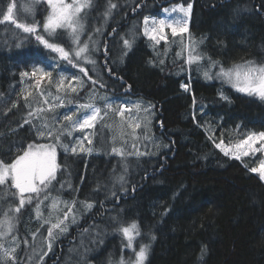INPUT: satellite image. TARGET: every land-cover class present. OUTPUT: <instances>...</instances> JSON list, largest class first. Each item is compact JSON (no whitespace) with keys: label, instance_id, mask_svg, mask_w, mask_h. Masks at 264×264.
Returning a JSON list of instances; mask_svg holds the SVG:
<instances>
[{"label":"trees","instance_id":"obj_1","mask_svg":"<svg viewBox=\"0 0 264 264\" xmlns=\"http://www.w3.org/2000/svg\"><path fill=\"white\" fill-rule=\"evenodd\" d=\"M21 1L24 0H0V8L6 11L7 4L15 3L16 12ZM112 3L117 7L107 20L103 13L108 0H94L90 10L87 33L102 27L103 34L94 37L99 44L107 45L108 56L105 59V49L101 47L95 54V66L82 64L88 76L66 61L54 60L57 54L50 53L34 36L16 29L10 22L0 23V158H14L19 149L42 142L32 126L38 123L36 117L51 120L74 105L86 103L93 93L97 94V104H102L99 97L105 95L118 105L134 98L151 105L156 112L147 130L143 127L145 121L135 130V139L126 122L123 129H117L122 120L113 110L97 126L99 130L102 123L111 122V132H116L112 144L101 143L97 134L91 155L66 156L62 148L57 149L61 168L56 189L61 184L71 186L52 191L49 198L58 193L60 199L75 201L74 214L83 212V215L74 223L70 215L67 233L52 240L51 250H43L37 259L30 260L25 237L34 234L37 227L51 224L38 226L41 223L36 221V200L19 213L8 208V215L15 217L13 234L22 240L16 264H61L79 235L89 230L104 231L110 239L106 240L103 234V240L91 247L99 252L85 264H99L102 259L122 254L126 258L128 252L122 253L116 247V243L122 245L123 237L115 230L113 217L125 225L132 221L139 224L141 235L134 244L151 245L147 264H264V182L251 171L260 166L264 154L259 152L240 160L216 147L221 141L230 146L250 134L264 132V100L243 95L224 84H199L195 80L199 65L187 66L174 41L176 37L170 34L167 42L156 44L144 35L145 18L151 27L153 19H168L167 14H173V8L176 13L181 6L186 9L191 4L189 34L193 35L200 27L197 33L203 40L201 49L210 51L214 61L225 68L249 60L261 63L264 0H112ZM239 7L241 10L236 14H230ZM34 11L35 20L42 24L48 14L47 5L39 2ZM60 39L67 49L71 41L67 36ZM125 39L130 41V49L124 45ZM38 61L59 63V67L52 69L51 82L46 78L37 84L34 77L21 76L22 72L31 73ZM60 70L82 79L78 94L57 92L55 83ZM89 77L102 79L106 87L93 84ZM188 81L192 93L181 88ZM220 92L230 102L222 100ZM50 93L63 97L65 106L49 111L44 100H52ZM38 108L45 111L37 112ZM30 112L34 115L30 116ZM141 133H146L147 138ZM76 134L73 132L74 137ZM128 142L135 144L132 152L138 150L142 154L127 156ZM114 146L123 149L125 155L114 153ZM15 198L14 206L19 203ZM82 201L92 203L93 207L85 209ZM3 219L4 215L0 216ZM150 234L155 235L154 241ZM205 248L201 258V250Z\"/></svg>","mask_w":264,"mask_h":264},{"label":"snow or ice","instance_id":"obj_2","mask_svg":"<svg viewBox=\"0 0 264 264\" xmlns=\"http://www.w3.org/2000/svg\"><path fill=\"white\" fill-rule=\"evenodd\" d=\"M38 0H32V3L27 5L24 9L25 13L33 14L34 6ZM49 8V12L45 17V20L41 24L33 18L29 21L27 15L23 20H18L14 18V9L16 8L15 3H9L6 6V11L0 8V23L10 22L15 25L16 29H22L24 33L34 36L36 41L50 53H56L57 57H53L54 60H63L68 64H71L74 68H79L81 73L88 76V71L82 64L96 65L97 61L94 57V53L98 52L101 47L105 49V59L108 56L107 45H101L93 38L95 34L102 35V27H96L94 32H90L86 40H82V36L89 31L87 26V21L90 16V10L93 8L94 0H46ZM117 5L112 3V0H108V7L104 11L103 16L105 20L112 15V9L116 8ZM191 4H188L185 9L183 6L179 8V11L183 13L184 17L190 15ZM167 11V10H165ZM173 12L177 11L176 8L172 9ZM145 28L144 35L150 40L159 44L161 40L167 42V37L164 35L165 28L171 29V34L173 37L181 36V45L184 50L187 51L186 63L191 66L193 63L199 64L201 60L204 59L202 53L198 52V46L203 43V40L197 42L191 36L188 37L187 44H184L183 34L188 31L187 20L182 17H173L171 19H153L152 25L149 27V19L144 20ZM115 31V29H113ZM63 36H67L71 41L69 47L64 46V42L60 39ZM124 45L126 48H131V43L128 39L124 40ZM19 46V45H17ZM126 55V53H124ZM180 55V53H177ZM163 63V61H161ZM59 67V63L46 64L44 61H38L36 65L33 66L31 73L22 72V77H34L36 78V83L39 84L45 78H48L51 82V77L53 75L52 69ZM218 71L214 74L211 73L212 68H217ZM111 70L109 69V72ZM204 76L206 79H220L225 83L230 84L237 92L243 93L248 96H255L260 100H264V62L257 63L255 61L249 60L241 64H234L230 68H225L220 64L219 61H214L209 58L208 70L204 71ZM77 80L79 77H68L63 71L59 73V79L56 82L57 92L65 91V95L68 94V90L71 93H77L78 89L71 83L65 85V80ZM93 84L100 83L101 87H106L102 79H92ZM128 89H126L127 91ZM28 95H31L29 93ZM43 96L44 94L41 93ZM27 100V96L24 97ZM97 94L93 93L89 95L88 101L86 103L78 104L75 109L69 110L52 118L51 120L47 118L36 117L38 120L37 124L32 126L36 129L37 139L41 140L40 143L29 144L27 148H21L17 151L14 158L4 159L0 158V200H3L6 195H12L17 197L19 200L18 205L14 209L9 206L10 211L19 213L26 204H31L33 200H36V213L37 217L41 215L40 204L44 200L49 199L52 191L56 190V185L53 183L57 181V172L60 170L61 165L57 163V149L62 148L65 155L76 154L79 152H90L91 149L84 147V141L89 144L92 143L89 138V134L86 132L87 129H92L95 127L97 120H105L109 115L110 110H115V112L121 116L122 123L126 122L127 126L133 129V138L135 139L136 133L135 129H139L141 124L138 119L133 116L131 109L135 107L137 110L141 109V103L137 102L134 105L128 104H117L115 101L110 100L106 95L100 96L99 100L102 104L96 103ZM220 98L222 100L228 101L229 97L224 95L223 92L220 93ZM58 101V104H49L47 99L44 100L45 104H49L48 110L51 111L53 107H63L64 98L60 95H56L53 98ZM15 107V104H13ZM151 105L143 108V111L149 112ZM37 112H43L45 109L38 108ZM127 112V116L125 115ZM30 116L34 115L33 112L29 113ZM75 117V118H74ZM68 123H63V122ZM25 123H31L29 120H25ZM80 131L83 133L81 137H74L73 132ZM147 138L146 133H141ZM261 142V148L257 149L253 146ZM247 145V148L242 152V155H249L250 151L256 152L264 149V132L259 134H250L246 139L242 140L236 147L242 148ZM135 147V144L132 145ZM216 147L220 148L225 155H229L230 150L223 146V141L217 144ZM112 151L117 155L124 156L125 153L123 149L112 148ZM137 150L136 152H130L128 155H140ZM234 158L240 159L241 153H232ZM252 172H261V179H264V162L261 163L259 169L252 168ZM124 177L121 176L120 180L123 181ZM61 184V189L64 187ZM69 187L71 185H68ZM14 189L15 192H11ZM59 203H63L67 211L64 213L63 218H57V222L51 224L48 228V238L50 240L55 239L54 229H59L60 232L67 231V225L64 224L65 220L69 219V215L74 213L76 209V202L73 201L71 204L67 201H60L58 199L52 200V208H57ZM85 209H91L93 207L92 203L86 201L80 202ZM15 217L9 216L7 212L4 213V219L0 220V237H6L10 235L14 229V224L12 223ZM114 223H116V231L122 233V245L121 252L123 253L127 249L131 254L125 259L122 254L117 264H145L147 260L148 253L151 245L140 243L138 250L134 242L136 238L141 235V229L136 221H132L130 224H123L116 220L115 217L112 218ZM75 222V215H72V221ZM48 223V221H45ZM63 225V227H62ZM151 235V234H150ZM155 235H151V240H155ZM126 240L127 243H123ZM25 243H27L25 241ZM51 243H49L48 248L51 250ZM0 264H8L9 261L12 264H16L17 258L15 256L16 246L10 248H4L0 244ZM206 252V248L201 250V258ZM42 260V257H41Z\"/></svg>","mask_w":264,"mask_h":264},{"label":"rangeland","instance_id":"obj_3","mask_svg":"<svg viewBox=\"0 0 264 264\" xmlns=\"http://www.w3.org/2000/svg\"><path fill=\"white\" fill-rule=\"evenodd\" d=\"M39 2H45V4L47 5L46 0H38L37 3H39ZM68 2H71V0H68ZM31 3H32V0H24V1L19 2L17 11L13 13L14 18H16L18 20H23L24 17L27 15L28 20L30 21L33 18V15L35 17L36 16L35 11H34L33 14H27L24 11L25 7L27 5H29V4H31ZM37 3H35L34 10L36 9V4ZM47 8H48V5H47ZM239 10H241V7L237 8V9L235 8V9L231 10L230 11L231 12L230 14H236ZM228 11L229 10L227 9V12ZM48 12H49V8H48ZM167 15L169 16L168 19H171L173 17H182L184 19V16H183L182 12H176V13L174 12L173 14L171 13V14H167ZM212 17H215V14H213ZM185 19L187 20V29H188V31L186 32L187 34L186 33L183 34V40L185 41V44H187L188 37L189 36H191L197 42H199L200 41V39L198 37L199 32L197 33V30H200V27L199 26H197L198 29L194 31L193 35L189 34V28H190L189 25H190V22H191L190 21V19H191V11H190V15L187 16V17H185ZM211 22H212V26L215 27L213 25V22L214 21H211ZM87 26H88V28H90V22L89 21H87ZM87 32L84 34V36H82V40H86L87 39V37L89 35V33H87ZM170 34H171V29L170 28H165L164 35H166V37H168V35H170ZM93 38L95 39L94 36H93ZM68 39H65V40H68ZM181 39H182L181 36H176V38H175L174 41L177 44V48L179 49V51L182 50L185 58L187 59L188 53H187L186 50L183 49V47L181 45ZM207 40H209V39H207ZM162 41H164V40H161V42ZM201 50H203V48L201 49V43H200L199 46H198L197 51L198 52H201ZM203 52H204V55H203L204 56V59L201 60L199 62V64L193 63L191 66H189L187 64V66L188 67H191V68L195 67L196 65H199L198 68L196 69L197 70V75L195 77V80L199 84L201 83L203 85H213V84L218 83V84H224V85H227V86H230L231 88H233L230 84L225 83V82H223L220 79H215V78H213V79H206L205 78V76H204L203 73H204V71L208 70L209 58H211V60H213L214 57H212V54H211L210 51L209 52H205L203 50ZM96 53H94V57H95V54ZM218 70H219L218 67L217 68H212L211 69V73L214 74ZM60 72H61V70L59 71V73ZM63 72L68 77H73L74 76L73 74L67 73V71H63ZM75 77H77V76H75ZM34 79L36 80V78H34ZM58 79H59V75L56 78V82L58 81ZM45 80H46V78L43 81H45ZM189 80H190V78H189ZM43 81H41V82H43ZM81 81H82L81 78L79 79V81L74 80V79L71 80V81H69V80L66 79L65 80V85H68L69 83H71L73 86H76L77 89H79L81 87ZM189 83L190 82L188 81V82H183L181 84V88H182V90L185 93H188V92L189 93H192L191 92V89H190V84ZM55 87H56V83H55ZM61 92L63 94L65 93L64 90H62ZM68 94H73V93H71L70 90H68ZM241 94H243V93H241ZM243 95H245V94H243ZM49 96H51V98H52L51 101L48 100L49 101V104H52V102L53 103H56V104L59 103L58 101H55L53 99L56 96V94H53V93L51 94L50 93ZM246 96H248V95H246ZM137 102H140L141 103V109L137 110L135 107H133L131 109L132 114H133L134 117H136L138 119V122L141 125L144 123L143 121L146 122V124H144L143 127H145L144 130H147L149 128V126H150V121L152 119L151 117L153 116L155 118V116H156V112L154 111L155 109L153 107H151V109H150L149 112L143 111V108L146 107V106H148V104L144 103L140 99H134V98H129V99H127L126 102H123L122 104L134 105ZM49 104H47V108L49 107ZM64 106H65V103H64ZM76 107L77 106L74 105L72 108L66 110L65 112H68L69 110L75 109ZM111 112H113V110H110L109 111V114H111ZM125 115L127 116V112H126ZM117 116L119 118H121V116H119L118 114H117ZM121 120H122V118H121ZM100 122H102V121L98 119L97 122H96V124H95V127L94 128L87 129L86 130V132L89 134V138L91 139L92 143L89 144L87 141H84V147L91 149V151L90 152H79L78 151L76 153V155H78V154L91 155L93 153V144H94V141H95V138H96V135L97 134H100L99 141L101 143L112 144V139H115L116 138V136L113 138V135L116 132L115 133H112L111 132V127H112L111 122H109L107 124V121H105V123H102V125L99 127L100 129L97 130V126L99 125ZM117 129H123V126L122 127L121 126H117ZM135 130H137V129H135ZM75 132L77 133L76 134V137H81L83 135V133H81L80 131H75ZM238 144L239 143L234 144V145H230V146H225V145H223V146L225 148H227V149L230 150L229 155L232 156V157H234L232 155V153H241L240 160H242L243 158H245L247 156H256L259 152H263V154H264V149H261L260 151H256V152L250 151L249 152V155H247V156L242 155V152L247 148V145L243 146L242 148H237L236 146ZM132 145H133L132 142H128V145H126V147H127L126 155L127 156H129L128 153L134 151ZM253 147L254 148H257V149H260L261 148V142L256 143ZM263 162H264V160H263ZM260 166H261V164H260ZM260 166L257 169H259ZM59 171L60 170H58V172ZM255 173L257 175H259L260 178H261V172L260 171H257ZM262 180L264 182V179H262ZM53 183L55 184V181ZM64 185L65 186L62 189H61V187H59V188L56 189L55 192H58L60 190L62 191L64 189H66V188H69V186H68L69 184L68 183L67 184H64ZM107 185L111 186V184H107ZM56 194L58 195V193H56ZM57 195H51L52 198H49L47 200H44L43 203H41V206H40L41 215L36 218L37 219L36 221L41 223V225H38V226L44 225L43 223H45V221H48V223L53 224V223H56L57 222V218L58 217L61 218V219L63 218L64 213L67 211V209L65 208L64 204L63 203H59L58 206H57V208H55V209L52 208V206H51L53 199H58L60 201H65L63 199H60V197H58ZM15 199L16 198L14 196H12V195L9 194V195H6L3 200H0V216L4 215L5 212L8 213V208H9L10 205L14 209V207H15L14 206L15 205L14 200ZM67 202H69V201H67ZM71 202H73V201H70L69 204H71ZM73 214H70V215L72 216ZM74 215H75V219L78 220V218H81L82 217L83 212H81V213H75ZM67 221L68 220H65L64 221V224L67 225V231H68L69 225H68V222ZM109 222L112 223L113 222L112 219L109 220ZM12 223L15 225L14 221H12ZM62 227H63V225H62ZM48 228H50L48 225H47V227H45V228L42 227L41 229L37 227L36 230H35V232H34V234H32V232H31V235L29 234L28 237H25L24 240L27 241V246H29V248H30L29 249L30 250L29 251L30 260L37 259L39 257V255L43 252V250H49L48 245H49V243H51V245H52V240H55L56 238H60L61 235L67 233V231L60 232L59 229H54L53 231L55 233V239L50 240L48 238V232H47ZM14 231H16L15 230V227H14V229H13V231H12V233L10 235H8L6 237H2V245L4 246V248H10L12 246H16V251H15V256H16V253L21 248L22 240L18 236H16L15 234H13ZM103 234H104V231H97V230H89V231H86L83 234H80L79 235V240L77 241V243H75L74 245H72L70 247V249L67 251L66 256L64 257V260H63V262L61 264H85L86 260L89 257L94 256V255H97V253L99 252V251L94 250L91 247L94 246L95 245V242L99 241L100 239L103 240L102 239ZM104 237L106 238V240L110 239L109 234H104ZM138 239H136V242H137ZM140 243H143V242H139V244H136L135 243V246L137 247V250H138V247H139ZM113 244H115V243H113ZM145 244H147V243H145ZM25 245H26V243H24V246ZM116 247H120L121 248L120 242L119 243H116ZM125 250H126V252H128V255H127V257H128L131 253L127 249H125ZM2 251H3V249H1V252ZM149 253H150V250H149ZM149 253H148V257H149ZM120 257L121 256L116 257V258H113L112 257L113 259L111 258L110 260L102 259L99 264H117V262L119 261ZM127 257L125 259H127ZM148 257H147V260L145 261V264H147Z\"/></svg>","mask_w":264,"mask_h":264}]
</instances>
